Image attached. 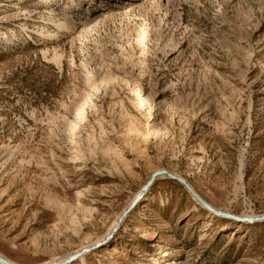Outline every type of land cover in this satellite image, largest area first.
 <instances>
[{
  "label": "rangeland",
  "instance_id": "374dc122",
  "mask_svg": "<svg viewBox=\"0 0 264 264\" xmlns=\"http://www.w3.org/2000/svg\"><path fill=\"white\" fill-rule=\"evenodd\" d=\"M161 169L264 214V0H0V254L264 264V221L165 176L65 263Z\"/></svg>",
  "mask_w": 264,
  "mask_h": 264
},
{
  "label": "water",
  "instance_id": "95a60500",
  "mask_svg": "<svg viewBox=\"0 0 264 264\" xmlns=\"http://www.w3.org/2000/svg\"><path fill=\"white\" fill-rule=\"evenodd\" d=\"M169 177L173 180H177L179 181L181 184L184 185V187L194 196V198H196L206 209H208L210 212H212L213 214L220 216V217H224V218H229V219H233L236 220L238 222H244V223H253V222H259V221H264V214L262 215H257V216H243V215H237L231 212H227V211H223L221 209H218L216 207H214L212 204H210L190 183L189 181L182 177L179 176L175 173L170 172L167 169H161L156 171L151 179L141 188V190L138 192L135 200L132 202V204L127 208V210L123 213L119 224L117 225V227L113 230V232L104 240V242H100L97 243L89 248L83 249L80 252H77L75 254H73L72 256H70L67 261L65 263L71 262L77 258H79L80 256H82L84 253L88 252L91 249L97 248L98 246H100L102 243H106L107 241H109L114 234L118 231V229L120 228V225L122 224V222L124 221V219L127 217V215L137 206V204L143 199V197L145 196V194L149 191V189L151 188V186L154 184V182L156 181L157 178L159 177ZM0 262L2 264H19L15 261H12L4 256H2L0 254ZM52 264H62L60 262H54Z\"/></svg>",
  "mask_w": 264,
  "mask_h": 264
},
{
  "label": "bare ground",
  "instance_id": "6f19581e",
  "mask_svg": "<svg viewBox=\"0 0 264 264\" xmlns=\"http://www.w3.org/2000/svg\"><path fill=\"white\" fill-rule=\"evenodd\" d=\"M61 26H65V23L62 24ZM65 27H66V26H65ZM65 27H64V28H65ZM122 215H123V214H122ZM121 217H122V216H121ZM121 217L116 221V223H115V225H114V228L117 226V224H119V221H120ZM114 228H113V229H114ZM113 229H112V230H113ZM1 255H2V254H1ZM2 256H3V255H2ZM83 258H84V257H83Z\"/></svg>",
  "mask_w": 264,
  "mask_h": 264
}]
</instances>
